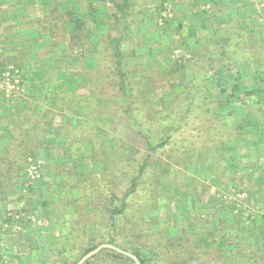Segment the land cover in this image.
Returning <instances> with one entry per match:
<instances>
[{"label":"rangeland","instance_id":"rangeland-1","mask_svg":"<svg viewBox=\"0 0 264 264\" xmlns=\"http://www.w3.org/2000/svg\"><path fill=\"white\" fill-rule=\"evenodd\" d=\"M105 1L93 0L97 15L88 24L87 31L77 32L72 28L68 10L75 11L77 19H80L83 11L88 8V0H0L2 19L3 13H9L6 10L8 4L13 7L24 5L15 8L14 17L8 15L3 21L9 19L17 22V19H27L24 24L21 23L22 26L18 25L16 34L12 35L9 42L0 47V59H3L0 62V95L6 100L7 106L13 108L12 114L4 120L7 122L18 110L26 112L31 119L37 115L33 116L34 111L42 113L41 123L37 122L40 128L36 132L38 144L22 147L26 154H21V164L23 168L26 166V171L20 168V173L11 184L12 190L0 198V264H58L64 236L60 233L58 236L55 223L59 219L60 209L64 208L66 212L70 209V204L63 198H75L73 190L79 182L78 172L90 170L92 163L88 140L80 144L83 153L76 157L66 156L64 145L68 147L74 144L75 139L95 140L98 136L106 137L109 133L111 138H119L130 144L129 149L119 151L121 159L139 161L147 153L142 136L130 127L125 117L113 118L103 115L86 119L80 116L77 110L61 109V105H56V97L51 95L54 89L52 84L64 86L66 83L63 90H72L74 84L79 83L87 73L88 68L98 66L92 54L94 50L89 51L92 50L91 44L97 42L102 31L106 33L110 27L108 22L106 23ZM236 1L245 8L241 13L230 10L234 0H197L196 4L195 0H165L164 11L160 10L162 0H146L141 12L131 18L130 35H126L127 41H124L123 47L127 52V70H133L142 62H146L145 56H150L152 62L153 54L158 57L165 53L170 60L166 69L162 61H157V65L153 62L150 68H147L146 62L143 67L149 82L148 98L153 104V112L165 110L168 114L176 113L184 85L197 74L200 57L193 56V53L176 45L185 41L194 49L197 48L195 40L199 38L206 45L218 47L221 45L219 41L224 29H229L234 23V14L245 24L248 31L251 29V37L257 32L255 39L259 42H256L254 52L259 57H264V0ZM30 5L37 8L24 10ZM19 9L23 12H18ZM164 17L172 18L168 26L163 25ZM107 35L102 40L106 41L103 42L104 47L114 45L111 38L115 40L120 36L118 31H109ZM106 53L108 58L110 52ZM182 55L185 58H182ZM176 60L185 66V76H182L181 72L171 75V66ZM263 76L262 73L257 77L263 79ZM174 77L178 79L175 81ZM236 77L238 78L237 75ZM47 79L53 83L44 84ZM251 79L250 76H245L240 80V86L244 89ZM221 80L225 81L224 76ZM228 82L231 83L230 79ZM92 83L88 82L85 89L79 93H85V90L94 92L96 86ZM242 98L248 100L246 96ZM218 100V96H215V102L212 104L217 112L220 111L217 108ZM109 102L110 100H107L105 104ZM70 117L82 120L85 137L80 128L71 140L62 136L59 128L64 127ZM253 122L258 125V118ZM2 126L0 124V127ZM67 126L68 131L73 125ZM195 126L199 131L185 130L176 135L177 138H187L191 143H196V140L206 141V145L210 146L212 142L209 141L205 122ZM9 129V126L5 130L0 128V152L8 143ZM254 132L261 133L255 144L242 142L237 145L229 142L227 146L213 149L209 156H206L205 151L199 150L197 162L192 161L195 156L188 151L179 155L173 146L163 149L156 164L160 166L151 165L149 172L140 179V197L146 201L147 206L148 203L152 205L159 201L152 197L151 192L154 190L158 192V197H166L169 201V211L167 214L160 209L155 210L153 216L142 204L137 207L140 211L145 207L142 209V216L137 218L138 226L158 238L162 235L168 238L181 237L187 231L197 242V239L210 230L214 233V238L219 240L220 235L232 224V216H228V212H224L223 208L217 209L216 202L220 201L229 206L235 205V213L242 211L244 224L257 220L260 226L261 219L264 218V128L258 127ZM156 158L157 156L154 161ZM208 159L215 169L213 172H208L207 165L204 164ZM167 165L171 166L172 170L168 169ZM164 169L167 170L166 173H163ZM29 187H32L33 191ZM79 192L77 191V194L81 195ZM45 202L49 203L47 207L44 206ZM86 215L80 219L85 220L83 223L86 224L84 228L81 226L80 231L92 238L95 234L96 218L104 220L107 215L93 210H89ZM9 217L13 218L11 223L6 221ZM230 235L237 236V232ZM249 243L255 247L258 243L264 244V231L261 226L255 235L249 238ZM195 245L194 243L193 246ZM71 255L72 250L66 253L68 258ZM91 264L108 262L106 257L101 255L93 259Z\"/></svg>","mask_w":264,"mask_h":264},{"label":"trees","instance_id":"trees-1","mask_svg":"<svg viewBox=\"0 0 264 264\" xmlns=\"http://www.w3.org/2000/svg\"><path fill=\"white\" fill-rule=\"evenodd\" d=\"M196 1L194 4L197 3ZM145 2L146 0H106L104 7L106 23L108 22L110 27L106 33L102 31L97 42L91 44L92 50L89 51L94 50L92 54L98 66L88 68L87 73L79 83L74 84L72 90H63L66 83L64 86L53 85L50 79L44 82V84H52L54 89L51 95L56 97V105L64 106H60L61 109L77 110L79 115L86 119L103 115L113 118L125 117L130 127L142 136L147 148L146 155L139 161L121 159L119 151L129 149L130 144L119 138H111L109 133L106 137L100 135L95 140L75 139L74 144L68 147L64 145L63 151L66 156L76 157L83 153L80 144L88 140L92 163L90 170L78 172L79 182L73 190L75 198L72 200L63 198L70 204V209L67 212L63 210L64 208L60 209L59 219L55 223L58 236L59 233L64 236L57 263L76 264L100 244L109 243L135 254L142 264H264V244L258 243L255 247L249 243V238L255 235L260 226L264 231V218L261 219L260 226L257 220H250L246 225L242 221V211L235 213L236 206H229L224 201L216 202L217 209L223 208L224 212L227 211L228 216H232V224L224 234L220 235L219 240L214 238L215 235L210 230L197 239L198 244L193 235L187 231L181 237L168 238L162 235L158 238L138 226L137 218L139 215L142 216V209L145 207L151 215L159 209L163 213L169 211V201L166 197H158V192L154 190L151 194L153 198L159 199L156 203L152 205L148 203L147 206L146 201L140 197V179L149 172L151 165L156 166L163 149L173 146L178 150L179 155H184V152L188 151L195 156L192 161L197 162L199 150L205 151L206 156H209L213 149L222 145L227 146L229 142L237 145L242 142L255 144L261 133L258 135L254 131L258 127L264 128V76L263 79L257 77L258 74H264V57H259L254 52L256 42H259L255 39L257 32L251 37V29L248 31L245 24L236 18L237 16L234 17V23L229 29H224L219 41L221 45L216 48L213 47L214 45L202 43L203 40L199 38L195 40L197 48L194 49L185 41L176 45L193 53V56L200 57L197 74L187 85H184L176 113L168 114L165 110L153 112V104L148 98L149 82L146 80L147 75H144L143 67L146 62L147 68H150L153 62L157 65V61H162L166 69L170 60L165 53L158 57L152 53L154 55L152 62L150 56H145L146 62L128 71L129 65L125 60L127 52L123 49L132 19L137 12H141ZM165 5V0H162L161 11L166 9ZM68 13L72 19L73 30L84 32L87 31L91 20L96 17L97 9L93 7V0H88V8L83 11L80 19H77L75 11L68 10ZM163 20V25L168 26L172 18L164 17ZM109 31H118L120 36L115 40L111 38L114 45L104 47L106 41L102 40ZM106 51L108 54L110 52L108 58ZM129 54L133 55L135 52ZM182 58H185L184 55ZM184 68L180 61H174L171 75L181 72V75L185 76ZM223 76L225 81L221 80ZM245 76H250L252 79L243 89L239 83ZM175 79L178 78L174 77L173 80ZM227 79H230L231 83H227ZM88 82H93L96 90L91 93L86 90L85 93H79L85 89ZM215 96L219 99L217 107L219 112L212 105ZM242 96L248 97V100H244ZM107 100L110 102L105 104ZM33 116L35 120L26 112L18 110L8 120L10 128L8 143L0 152V198L12 190L11 184L20 173V168L24 167L21 164V156L26 154V150L23 151L22 147L27 144L31 146L38 144L36 132L40 128L37 122L41 123L42 113L38 114L34 111ZM255 118H258V125H254ZM204 122L205 127L208 128L206 131L209 134V141L212 142L210 146L206 145V141L196 140V143H191L187 138L182 140L177 138L176 135L185 130L199 131L195 124L200 125ZM65 124L64 127L59 128V132L69 140L74 138L72 136L79 128L82 130L81 134L84 133V124L80 119L70 117ZM67 125L73 126L67 131L66 129L69 128ZM155 156L157 158L154 161ZM204 164L207 165L208 172L215 170L210 159ZM170 167L168 169L172 170ZM166 172L167 170L164 169L163 173ZM30 190L33 191L32 187ZM77 191H80L81 195H78ZM142 204L145 207L140 211L137 207ZM48 205V202L44 203L45 207ZM89 210L107 215V219L104 220L96 218L95 234L92 238L80 231L81 226L83 228L86 226L83 223L85 220L80 221V219L87 216ZM12 220V217L6 219L9 223ZM235 231L237 236L230 235ZM71 250L72 255L68 258L66 253ZM101 255L106 257L108 264H135L131 258L110 249L102 250L93 259ZM93 259L85 264H91Z\"/></svg>","mask_w":264,"mask_h":264},{"label":"crops","instance_id":"crops-1","mask_svg":"<svg viewBox=\"0 0 264 264\" xmlns=\"http://www.w3.org/2000/svg\"><path fill=\"white\" fill-rule=\"evenodd\" d=\"M210 1H215V0H210ZM234 1L235 2H233L231 4L232 8L230 10L232 12H237V13L239 12V13H241V11L245 9L244 6L242 7V6H240V4H239L238 1H236V0H234ZM227 2H228V0H227ZM9 5L10 4L7 5V8L8 9H6L9 13L8 14H4V13L2 14L3 15L2 17H4V18L5 17L7 18L8 15H10V16L12 15L14 17L15 15L13 13L16 12L15 11V8H18V7L21 8V7L24 6V5L23 6L22 5H15V7H13V5L12 6H9ZM1 6H0V8H1ZM34 7H36V6H32V5L26 6L24 8V10H26L27 8L28 9H31V8H34ZM0 11H1V9H0ZM18 12L21 13L23 11H21V9H19ZM229 14L231 15V13H229ZM229 14H228V16H229ZM235 16H236V14L233 15V18ZM4 18L2 19L1 16H0V45H1L0 47H2V45L6 44L5 42H9V39L12 37V35H15L16 34V32H17L16 28L19 27L18 25L19 24L21 25V23L24 24V22H26V20H27V19H25L26 18L25 17V18L17 19V22H12V21H9V19L6 20V21H3ZM224 25H222V26H224ZM2 61H3V59H0V62H2ZM5 62L7 63V61H5ZM37 74H39V73H37ZM41 90H42V87H41ZM6 106H7L6 100L3 98V96L0 95V124L3 125L0 128H2V130L7 129V127L9 126L8 121L6 122L4 119H6L7 116L11 115L12 114V110H13V108H10L8 106L6 107Z\"/></svg>","mask_w":264,"mask_h":264},{"label":"water","instance_id":"water-1","mask_svg":"<svg viewBox=\"0 0 264 264\" xmlns=\"http://www.w3.org/2000/svg\"><path fill=\"white\" fill-rule=\"evenodd\" d=\"M104 249H110V250L116 251L119 254L127 256V257L131 258L135 262V264H142L140 259L135 254L128 252V251H125V250L117 247L116 245L109 244V243L100 244L94 250H92V251L88 252L86 255H84L76 264H85L90 259L97 256Z\"/></svg>","mask_w":264,"mask_h":264},{"label":"built area","instance_id":"built-area-1","mask_svg":"<svg viewBox=\"0 0 264 264\" xmlns=\"http://www.w3.org/2000/svg\"><path fill=\"white\" fill-rule=\"evenodd\" d=\"M35 173H36V171H34ZM31 173H32V171H31Z\"/></svg>","mask_w":264,"mask_h":264}]
</instances>
